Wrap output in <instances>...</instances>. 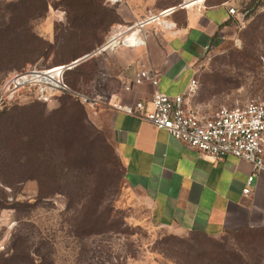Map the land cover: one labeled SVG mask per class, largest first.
Wrapping results in <instances>:
<instances>
[{
    "label": "rangeland",
    "instance_id": "1",
    "mask_svg": "<svg viewBox=\"0 0 264 264\" xmlns=\"http://www.w3.org/2000/svg\"><path fill=\"white\" fill-rule=\"evenodd\" d=\"M186 1L0 0V102L11 106L0 104V264H264V245L241 235L210 238L155 224L99 114L113 101L101 90L113 52L106 41L139 21L135 31L148 36ZM233 3L239 15L231 29L196 63L191 103L201 115L264 100V0ZM90 53L66 74L76 97L34 100L50 87L35 68Z\"/></svg>",
    "mask_w": 264,
    "mask_h": 264
},
{
    "label": "crops",
    "instance_id": "2",
    "mask_svg": "<svg viewBox=\"0 0 264 264\" xmlns=\"http://www.w3.org/2000/svg\"><path fill=\"white\" fill-rule=\"evenodd\" d=\"M233 4V0H188L172 7L171 18L147 36V46L112 49L103 62L110 71L104 74L103 95L126 105L142 101L151 109L157 89L172 97L185 92L197 76L201 55L229 32L238 17L229 11ZM146 57L158 78L156 86L130 82ZM99 114L110 128L129 184L150 200L155 224L210 238L234 233L249 245H264V169L256 170L232 155L216 160L203 156L166 129L110 104ZM251 175L252 193L246 195Z\"/></svg>",
    "mask_w": 264,
    "mask_h": 264
},
{
    "label": "built area",
    "instance_id": "3",
    "mask_svg": "<svg viewBox=\"0 0 264 264\" xmlns=\"http://www.w3.org/2000/svg\"><path fill=\"white\" fill-rule=\"evenodd\" d=\"M109 1L115 4L121 0ZM229 11L232 15H239L234 7ZM142 23L144 22L139 21L128 27L120 26L119 30H122L121 34H132L138 24ZM139 36L140 39L129 43V47L147 46V33L140 31ZM110 38L106 41L110 49L124 45L123 41L121 42L119 39L118 43L112 46ZM100 51L102 50L99 49ZM143 62L130 82L136 84L150 82L156 86L158 78L149 67V59L146 57ZM71 65L75 66L73 63ZM71 65L63 66L58 70H54L57 66L44 70L35 68L40 71L38 77L48 83L50 87L43 89L34 97L47 101L62 90L72 92L63 79L64 71L66 68H71ZM48 74L55 82L44 79V76ZM17 78L21 79V75L18 74L15 76V80L11 81L13 88L19 86ZM126 88L129 89V86L126 85ZM198 88L199 82L197 77H194L187 90L174 97L158 89L154 91L151 109H147L142 101H138L134 105H126L118 100H113L111 106L127 114L138 115L156 128L166 129L174 138L198 149L203 156L216 160L232 155L251 163L256 170L264 169V100H250L231 108L222 107L213 115L201 116L189 105ZM48 92L50 94H46ZM87 101L94 104L90 99ZM3 103L6 102L1 100L0 104ZM253 181L254 175H251L244 189L246 195L252 193Z\"/></svg>",
    "mask_w": 264,
    "mask_h": 264
},
{
    "label": "trees",
    "instance_id": "4",
    "mask_svg": "<svg viewBox=\"0 0 264 264\" xmlns=\"http://www.w3.org/2000/svg\"><path fill=\"white\" fill-rule=\"evenodd\" d=\"M257 1V0H256ZM259 1V0H258ZM79 59V57H75V59L73 60V61H71V62H69V63H66V64H59V65H53V66H50V67H47V68H40V69H48V68H52V67H56V66H67V65H69V64H71V63H73L75 60H78ZM84 61V60H83ZM83 61H81V62H83ZM81 62H79L78 64H80ZM78 64H76L75 66H77ZM73 69V66L71 67V68H66V70L64 71V75H63V79H64V82H65V84L69 87V89H71V91L74 93L75 91H74V89L71 87V85L66 81V74H67V72L68 71H70V70H72ZM72 92H70V91H67V90H62V91H60L59 93H61V94H63V95H68V96H71V97H76L75 96V94H73ZM34 100H36V101H40V102H42V101H44V100H42V99H38V98H35ZM4 106V107H3ZM2 107L3 108H8V107H11V106H7V103H3L2 104ZM65 109H68L67 107H65ZM62 110V109H61ZM60 112V111H59ZM39 145V144H38ZM43 146V145H42ZM40 149H42V150H46L47 148L46 147H41V148H39V150ZM43 168H45V169H49V170H53V172H55V173H57L58 174V170H59V168H58V165L57 166H52L50 163L47 165L46 163H45V165L43 166ZM16 244H17V242H16V237H15V239L13 238V245L14 246H16ZM22 254L23 255H25L26 254V256H27V258L28 259H31V260H33V257H31V252L29 253V252H26L25 250L24 251H22ZM22 255V256H23ZM7 264V263H6Z\"/></svg>",
    "mask_w": 264,
    "mask_h": 264
},
{
    "label": "bare ground",
    "instance_id": "5",
    "mask_svg": "<svg viewBox=\"0 0 264 264\" xmlns=\"http://www.w3.org/2000/svg\"><path fill=\"white\" fill-rule=\"evenodd\" d=\"M172 9V8H171ZM171 9H169L167 12H170L171 11ZM155 19H157V20H162L161 19V17H159V16H157ZM168 27V26H167ZM122 31V30H121ZM119 32V31H117V32H115L112 36H111V38H110V40H111V44H112V46L114 45V44H117L118 43V40L119 39H121V40H119V41H123V43H124V46H126V45H129V43H131L132 41H134V40H138V39H140V36H139V34H140V32H138L137 34H121L122 32ZM105 47L106 48H109V46H108V44L106 43V45H105ZM36 78V77H35ZM44 79H46V76H44ZM53 82H55V81H53Z\"/></svg>",
    "mask_w": 264,
    "mask_h": 264
},
{
    "label": "water",
    "instance_id": "6",
    "mask_svg": "<svg viewBox=\"0 0 264 264\" xmlns=\"http://www.w3.org/2000/svg\"><path fill=\"white\" fill-rule=\"evenodd\" d=\"M172 9H174V8H172ZM172 9H171V11H172ZM91 55H92V53H90V54H86V55L82 56V57L79 58L78 60H75V61L73 62V65L78 64L79 62H81V61L87 59V58L90 57Z\"/></svg>",
    "mask_w": 264,
    "mask_h": 264
}]
</instances>
